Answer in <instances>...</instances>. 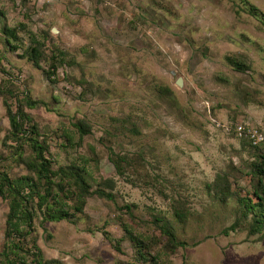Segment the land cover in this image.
Returning a JSON list of instances; mask_svg holds the SVG:
<instances>
[{
    "label": "rangeland",
    "instance_id": "obj_1",
    "mask_svg": "<svg viewBox=\"0 0 264 264\" xmlns=\"http://www.w3.org/2000/svg\"><path fill=\"white\" fill-rule=\"evenodd\" d=\"M241 1L0 0L3 23L19 39L18 49L9 51L0 33V91L43 103L24 111L47 138L55 164L86 158L92 190L114 197L87 198L75 223L36 221L45 259L139 264L123 225L147 241L158 216L185 243L160 252V264H264V238L237 221L234 198L219 202L211 190L218 175L240 197L255 183L248 166L257 159L229 126L243 122L264 134V24ZM245 1L264 14V0ZM44 32L43 53L60 52L65 60L55 83L43 74L46 62L38 69L24 56L29 34L41 39ZM226 57L246 68L236 71ZM3 98L0 154L6 155ZM78 121L90 134L79 148L62 147L64 132L77 141L72 125ZM107 148L131 159L122 176ZM7 172L26 173L21 166ZM174 206L186 213L183 223L174 218ZM6 212L0 199V247ZM152 247L153 254L161 244Z\"/></svg>",
    "mask_w": 264,
    "mask_h": 264
},
{
    "label": "trees",
    "instance_id": "obj_2",
    "mask_svg": "<svg viewBox=\"0 0 264 264\" xmlns=\"http://www.w3.org/2000/svg\"><path fill=\"white\" fill-rule=\"evenodd\" d=\"M241 3L247 6V13L260 20L264 24V14L245 0ZM3 12L0 11V33L9 51L18 49L16 42L18 31L3 23ZM24 28L23 26H21ZM47 33L41 34V39L29 34V45L24 56L35 66L39 67L41 61L46 62L47 69L43 71L46 79L55 83L57 70L64 63L60 52H51L47 57L41 50ZM42 40V41H40ZM11 42L15 44L11 45ZM227 63L236 71H244L243 63L235 58L226 57ZM10 83V82H9ZM3 98L6 117L9 124L2 146L8 151L6 155L0 154V199L6 203L7 212L3 230V242L0 247V264H62L56 259H45L36 243L34 235L36 221L40 226L45 223L68 221L75 223L78 216L83 215L87 198L97 196L113 201L110 192L97 187L92 190L88 181L86 158H79L65 165H56L49 153V143L44 135L39 133L38 127L24 108H36L43 105L41 102L32 101L24 96L18 99V95L12 90L0 91ZM13 99L15 108L8 103ZM238 122L229 126L228 132L233 137ZM77 133V141L68 133H63L64 148H79L83 138L90 134V127L83 121L72 125ZM262 142L252 146L245 139L247 146L252 149L256 161L248 166V174L255 180L250 193L240 197L232 193L228 186V180L218 175L211 185V190L216 200L226 202L234 198L238 206V219L248 223L250 234L264 238V134ZM108 159L116 173L123 175L125 166H130V160L124 154H116L113 149L107 148ZM79 160V161H78ZM10 166L23 167L26 173L11 176L7 170ZM111 181H104L109 184ZM126 209L129 207L125 206ZM173 216L178 222L183 223L186 213L180 208L173 207ZM235 221L231 226L237 228L239 222ZM154 234L149 240H143L134 234L133 230L123 225V231L135 249V256L139 264H160V252H174L177 248H183L185 243L178 240L175 228L171 222L163 217L155 216L151 222ZM108 236L107 233H103ZM161 244L160 251L152 254V246Z\"/></svg>",
    "mask_w": 264,
    "mask_h": 264
},
{
    "label": "built area",
    "instance_id": "obj_3",
    "mask_svg": "<svg viewBox=\"0 0 264 264\" xmlns=\"http://www.w3.org/2000/svg\"><path fill=\"white\" fill-rule=\"evenodd\" d=\"M235 135L238 139H245L249 141L252 146L259 145L263 140L262 135L259 134L256 129L243 122H238L236 125Z\"/></svg>",
    "mask_w": 264,
    "mask_h": 264
},
{
    "label": "water",
    "instance_id": "obj_4",
    "mask_svg": "<svg viewBox=\"0 0 264 264\" xmlns=\"http://www.w3.org/2000/svg\"><path fill=\"white\" fill-rule=\"evenodd\" d=\"M51 31H52V33H55V34L58 32V31H57L56 29H54V28H53ZM175 84H176L177 87H182V80H181V78H178V79L176 80Z\"/></svg>",
    "mask_w": 264,
    "mask_h": 264
}]
</instances>
